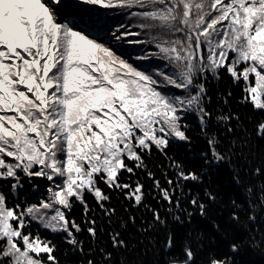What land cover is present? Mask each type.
<instances>
[{
    "label": "snow or ice",
    "instance_id": "1",
    "mask_svg": "<svg viewBox=\"0 0 264 264\" xmlns=\"http://www.w3.org/2000/svg\"><path fill=\"white\" fill-rule=\"evenodd\" d=\"M125 43L146 47L128 52ZM224 74L244 86L243 102L264 111V0H0V264H61L57 237L81 254L78 264H109L107 247L85 251V231L96 242L107 221L119 249L128 247L129 224L143 234L167 227L162 212L181 223L197 211L209 217L217 194L185 190L201 174L168 149L191 144L195 115L206 164L250 163L251 141L223 145L213 131L239 120L210 107L208 84ZM256 132L264 139V120ZM254 173L264 177V157ZM245 191L254 223L264 182ZM77 203L82 220L72 215ZM231 206L229 223L240 222L242 205ZM203 238L189 232L178 241L169 231L163 250L176 251L164 264H236L240 243L228 244L230 256Z\"/></svg>",
    "mask_w": 264,
    "mask_h": 264
},
{
    "label": "trees",
    "instance_id": "2",
    "mask_svg": "<svg viewBox=\"0 0 264 264\" xmlns=\"http://www.w3.org/2000/svg\"><path fill=\"white\" fill-rule=\"evenodd\" d=\"M116 18L120 19L119 16ZM134 31L139 33L140 29L135 28ZM126 39L128 41H143L144 38L142 35H130ZM144 47L146 45L143 43H125L124 50L133 52ZM162 63H166V61H162ZM208 87L210 89L209 95L212 97L210 107L214 115H219L221 112H232L239 116V120L233 119L231 121L232 130L230 132L223 121L216 125L213 131L218 132L223 145H229L230 142L239 145L243 141H251V155L248 156L250 163H245L243 157L239 161L233 157L231 164L224 161L206 164L205 159H209V157L201 156V153L207 147L206 140L200 132L195 115H190L188 123L192 137L191 144L174 143L169 147L168 155L179 156L189 168H195L201 174L200 181L189 180L184 182L185 190L190 188L193 192H202L203 189L208 188L217 194L216 203L212 204L209 209V217H203L197 211L191 223H188L186 216L182 217L183 223H181V221L174 219L175 213L162 212V215L168 218L167 227L161 225L155 232L143 234L129 224L124 231L128 247L119 249L112 248L109 239L110 229L107 228V221H105V231L99 236L98 241L91 242V238L85 231L81 237L86 242L85 251L88 250L89 246L95 247L96 244H99L101 247H107L109 251H112L113 259L109 264H164L165 259L176 251L174 249L173 253H168L163 250L164 241L169 231L175 233L178 241L185 238L189 232L192 233L194 238L197 233L202 232L204 238L200 241L201 243L204 245L217 244L219 246L218 250L227 252L230 256L233 254L230 252L228 244L233 241L240 243V250L233 256L236 264H264V243L260 242L264 240V211L257 209L256 221L249 223L246 212L249 205L245 202L246 185L251 183L258 192V186L261 182H264V177L257 176L254 173V168L261 166V158L264 157V139H259L256 132L257 123L264 120V111L255 109L251 103L243 102L241 98L244 95V86L234 83L227 74H224L220 80L212 79ZM230 90L231 95L229 96ZM225 97H227V104L225 103ZM237 151H239V148H237ZM245 151L247 152L248 149H245ZM153 158L158 164L163 161L164 166L167 167L168 161L159 153H154ZM236 165H240V176L243 181L241 184H237L233 179L236 174ZM147 186H151L150 181ZM21 195L23 196V193ZM190 198L188 197V199ZM87 199L90 203H94L91 195H88ZM149 199L151 203H157L151 197ZM233 199L236 200L237 204L242 205L241 221L229 223V217L233 210L231 206ZM253 201L255 202V193L253 194ZM167 207L168 205L164 204V208ZM122 213L123 209H121ZM72 215L76 216L78 220L83 219V208L79 203L72 209ZM137 216H140L139 212H137ZM113 219L116 218L113 217ZM214 223L221 224L222 228L219 233L214 228ZM36 227H39V225H36ZM41 231L44 230L41 229ZM45 234L49 237L52 236L50 232ZM57 239L60 243L61 264H78L81 254L73 252L71 245L59 240L58 237ZM97 258L101 259L99 254H97ZM199 260L200 257H197L198 262Z\"/></svg>",
    "mask_w": 264,
    "mask_h": 264
}]
</instances>
